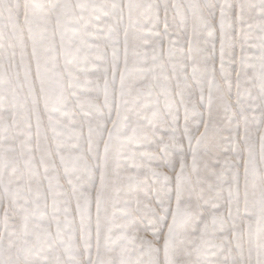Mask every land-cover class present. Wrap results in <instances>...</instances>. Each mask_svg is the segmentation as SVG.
Returning a JSON list of instances; mask_svg holds the SVG:
<instances>
[{
  "label": "snow or ice",
  "instance_id": "snow-or-ice-1",
  "mask_svg": "<svg viewBox=\"0 0 264 264\" xmlns=\"http://www.w3.org/2000/svg\"><path fill=\"white\" fill-rule=\"evenodd\" d=\"M0 264H264V0H0Z\"/></svg>",
  "mask_w": 264,
  "mask_h": 264
},
{
  "label": "rangeland",
  "instance_id": "rangeland-1",
  "mask_svg": "<svg viewBox=\"0 0 264 264\" xmlns=\"http://www.w3.org/2000/svg\"><path fill=\"white\" fill-rule=\"evenodd\" d=\"M147 2V0H146ZM177 2H183V0H177ZM209 2H215V0H209ZM220 3H224L225 0H218ZM228 2H231V0H228ZM161 17H163V12H161ZM216 32H215V39L214 40H209V44H215L216 45V56H217V66H219V48H220V43H219V10L217 9V18H216ZM168 24H169V30L173 33L177 31L178 25L172 21L171 14H169V19H168ZM164 28V23L161 22L160 24V29L162 30ZM146 39L148 37V34H145ZM169 39H175V36L169 37ZM148 43H158V41H153L151 39H147ZM239 53V49H237V54ZM160 103H163V96L160 97ZM170 118V117H169ZM180 119L181 123H183V109L181 108L180 110ZM35 131V129H33ZM140 151H143L142 149Z\"/></svg>",
  "mask_w": 264,
  "mask_h": 264
}]
</instances>
